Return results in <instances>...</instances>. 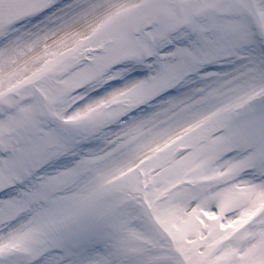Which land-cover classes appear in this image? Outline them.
<instances>
[{
  "label": "snow or ice",
  "instance_id": "6c2138e0",
  "mask_svg": "<svg viewBox=\"0 0 264 264\" xmlns=\"http://www.w3.org/2000/svg\"><path fill=\"white\" fill-rule=\"evenodd\" d=\"M0 264H264V0H0Z\"/></svg>",
  "mask_w": 264,
  "mask_h": 264
}]
</instances>
